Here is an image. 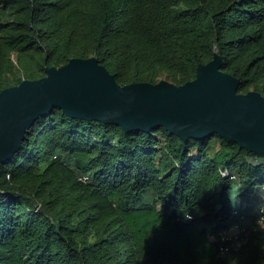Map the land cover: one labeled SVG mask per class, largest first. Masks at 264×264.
Here are the masks:
<instances>
[{"label": "trees", "instance_id": "obj_1", "mask_svg": "<svg viewBox=\"0 0 264 264\" xmlns=\"http://www.w3.org/2000/svg\"><path fill=\"white\" fill-rule=\"evenodd\" d=\"M216 53L240 93L264 94V0H0V92L90 57L121 85H183ZM263 189L264 153L218 134L56 108L0 165V264H264ZM234 223L221 256L209 236Z\"/></svg>", "mask_w": 264, "mask_h": 264}, {"label": "water", "instance_id": "obj_2", "mask_svg": "<svg viewBox=\"0 0 264 264\" xmlns=\"http://www.w3.org/2000/svg\"><path fill=\"white\" fill-rule=\"evenodd\" d=\"M240 85L239 78L224 71L218 53L183 85L167 79L121 85L97 57L72 58L48 68L41 79H26L0 92V165L21 149L34 123L56 108L126 132L164 126L183 140L218 134L264 153V94L240 93Z\"/></svg>", "mask_w": 264, "mask_h": 264}, {"label": "built area", "instance_id": "obj_3", "mask_svg": "<svg viewBox=\"0 0 264 264\" xmlns=\"http://www.w3.org/2000/svg\"><path fill=\"white\" fill-rule=\"evenodd\" d=\"M84 179L87 180L88 178L85 177ZM262 200L263 205L258 209L257 213V221L260 224H264V189ZM245 230L246 228L242 224L234 223L228 229L221 231L217 235L211 234L209 237L213 242H216L218 244L219 254L221 256H225L230 253L234 249V247L241 242ZM212 236H215V239H212ZM221 249H228V251L224 254H221Z\"/></svg>", "mask_w": 264, "mask_h": 264}, {"label": "clouds", "instance_id": "obj_4", "mask_svg": "<svg viewBox=\"0 0 264 264\" xmlns=\"http://www.w3.org/2000/svg\"><path fill=\"white\" fill-rule=\"evenodd\" d=\"M187 218L191 219V216L187 217ZM212 239H215V236H212ZM261 247L264 248V243L261 244ZM227 251H228V249H221V254H224ZM201 264H210L209 258H207V257L203 258L201 261Z\"/></svg>", "mask_w": 264, "mask_h": 264}, {"label": "rangeland", "instance_id": "obj_5", "mask_svg": "<svg viewBox=\"0 0 264 264\" xmlns=\"http://www.w3.org/2000/svg\"><path fill=\"white\" fill-rule=\"evenodd\" d=\"M263 193V190H262V192H261V194Z\"/></svg>", "mask_w": 264, "mask_h": 264}]
</instances>
